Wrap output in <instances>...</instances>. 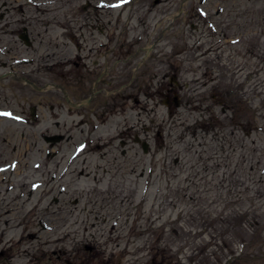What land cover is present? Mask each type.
Returning a JSON list of instances; mask_svg holds the SVG:
<instances>
[{"label": "rangeland", "instance_id": "1", "mask_svg": "<svg viewBox=\"0 0 264 264\" xmlns=\"http://www.w3.org/2000/svg\"><path fill=\"white\" fill-rule=\"evenodd\" d=\"M35 3L47 8L40 19L74 23L87 46L96 13L118 28L130 21V36L145 31L142 45L156 38L151 57L179 71L180 104L149 106L143 121L133 112L149 129L131 148L119 135L83 151L93 119L76 126L73 116L63 159L0 117V250L13 257L0 264H264V0H0V12L32 17ZM105 127L101 141L119 133Z\"/></svg>", "mask_w": 264, "mask_h": 264}, {"label": "flooded vegetation", "instance_id": "2", "mask_svg": "<svg viewBox=\"0 0 264 264\" xmlns=\"http://www.w3.org/2000/svg\"><path fill=\"white\" fill-rule=\"evenodd\" d=\"M89 4L90 1H86L83 8ZM29 6L37 11L32 17L18 6L5 7L8 13L0 12V32L3 33L0 36V81H10L0 83V117L9 115L28 126L34 137L49 146L45 151L48 157L55 159L61 155L63 159L57 150L62 146L58 148L57 145L69 138L73 125L84 126L85 117L93 121L87 128L83 151L92 144L98 150L111 148L119 135L120 146L131 148L140 141L137 131L149 129L147 117L141 126L133 123V112L143 121L141 115L149 106L156 108L158 102L170 109L179 107V97L173 90V87L178 90L181 87L176 80L179 71L172 64L159 65L156 57H151L157 45L156 38L152 44L142 45L145 31L142 35L130 36L126 30L130 21L118 28L119 19L112 20L111 16L104 20L96 13L86 16L87 46L82 32L79 36L85 41L83 44L77 42L74 23L69 21L61 27L56 19L38 17L47 10L42 4ZM54 27H61L62 32ZM61 35L68 38L66 43H61ZM5 36L9 37L2 39ZM145 72L150 80L146 85ZM167 76L166 84L164 78ZM18 82L28 91L25 92ZM90 105H93L92 111L84 110ZM73 116L78 122L69 125V118ZM113 123L119 133L101 141L100 131L105 126L103 132L107 131ZM93 131L97 133L95 143L90 140ZM140 144L146 151L145 139ZM38 254L37 258L41 259L47 252L41 250ZM53 254L60 256L58 250ZM12 258L5 254V249L0 250V261Z\"/></svg>", "mask_w": 264, "mask_h": 264}, {"label": "trees", "instance_id": "3", "mask_svg": "<svg viewBox=\"0 0 264 264\" xmlns=\"http://www.w3.org/2000/svg\"><path fill=\"white\" fill-rule=\"evenodd\" d=\"M242 217H243V216H242ZM227 220H229V219H226V220H225L226 223H227ZM229 226L232 227L233 224L230 223ZM214 240H217V239L215 238ZM244 243H245V242H244ZM230 257H234V254H231L230 256L224 257L223 261H228ZM239 260H240V257H239L238 260H237L238 263L240 262ZM223 261H222V262H223Z\"/></svg>", "mask_w": 264, "mask_h": 264}, {"label": "bare ground", "instance_id": "4", "mask_svg": "<svg viewBox=\"0 0 264 264\" xmlns=\"http://www.w3.org/2000/svg\"><path fill=\"white\" fill-rule=\"evenodd\" d=\"M17 168H15V170H16ZM18 170V169H17ZM18 172H16V174H17Z\"/></svg>", "mask_w": 264, "mask_h": 264}]
</instances>
